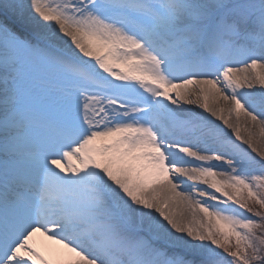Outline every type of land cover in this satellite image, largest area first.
I'll use <instances>...</instances> for the list:
<instances>
[{
    "label": "snow or ice",
    "instance_id": "1",
    "mask_svg": "<svg viewBox=\"0 0 264 264\" xmlns=\"http://www.w3.org/2000/svg\"><path fill=\"white\" fill-rule=\"evenodd\" d=\"M0 264H264V0H0Z\"/></svg>",
    "mask_w": 264,
    "mask_h": 264
}]
</instances>
